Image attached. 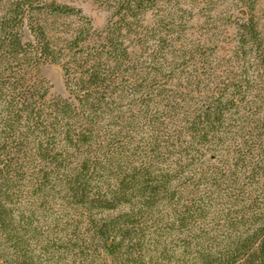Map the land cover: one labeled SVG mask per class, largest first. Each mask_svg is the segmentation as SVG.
Masks as SVG:
<instances>
[{
  "label": "trees",
  "instance_id": "trees-1",
  "mask_svg": "<svg viewBox=\"0 0 264 264\" xmlns=\"http://www.w3.org/2000/svg\"><path fill=\"white\" fill-rule=\"evenodd\" d=\"M148 1L120 3L94 45L86 18L60 48L48 17L81 11L0 0V264H264V174L244 187L222 169L204 188L180 190L171 173L134 166L97 131L108 89L125 78V34ZM256 35L252 19L246 36ZM45 64L63 65L69 99L50 100L47 82L30 76ZM221 105L186 118V133H217Z\"/></svg>",
  "mask_w": 264,
  "mask_h": 264
},
{
  "label": "rangeland",
  "instance_id": "rangeland-1",
  "mask_svg": "<svg viewBox=\"0 0 264 264\" xmlns=\"http://www.w3.org/2000/svg\"><path fill=\"white\" fill-rule=\"evenodd\" d=\"M125 1L58 0L81 12L48 17L50 38L67 47L87 18L91 44L99 43ZM144 9L125 34L127 71L108 89L98 133L134 166L148 160L171 173L180 190L181 185L204 188L206 176L229 168L244 187L263 182L264 0H149ZM252 19L257 40L246 36ZM30 76L47 82L50 100L70 98L62 64H45ZM219 99L226 120L218 132L205 141L186 133V118Z\"/></svg>",
  "mask_w": 264,
  "mask_h": 264
}]
</instances>
